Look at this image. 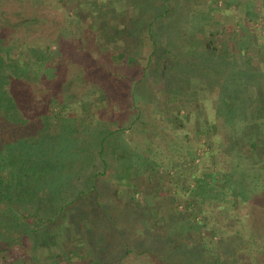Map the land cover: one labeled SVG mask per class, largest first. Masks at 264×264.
Listing matches in <instances>:
<instances>
[{"label":"rangeland","instance_id":"obj_1","mask_svg":"<svg viewBox=\"0 0 264 264\" xmlns=\"http://www.w3.org/2000/svg\"><path fill=\"white\" fill-rule=\"evenodd\" d=\"M65 2L63 6L61 0H0V22L32 18L31 25H20L16 29V36L22 42L38 43L35 56L49 52L46 64L52 66L50 75L42 74L41 77L46 81L58 79L56 82L62 86V91L51 95L53 102L50 104L80 101L70 103L66 110L74 116H71V124L75 130L79 129L76 141L70 143L72 155L62 169L69 167L72 170L66 171L71 175L66 178L68 184H72L69 185V196L77 194L79 186L89 181L88 170L100 168L86 164L98 165L99 140L106 135L102 153L108 164L98 186V197L105 210L98 212L93 206L95 200L87 195V202H79L86 210L85 215L82 216L83 208L70 210L69 227L73 235L79 236L75 239L78 246L67 245L55 226L51 237L55 239L54 244H46V240L33 234L24 245L16 242L7 254L0 252V264H113L95 260V248L88 241L92 234L93 242L102 248L106 240L99 243V236L112 233L109 229L113 227L131 241L132 248L125 255L117 237L107 241L124 255V264H165L167 260L168 264H179L183 254L195 250L193 240L207 243L210 250H219L218 253L223 250V254L197 252L202 261L206 259L199 264H212L216 259L220 264H236L230 255L241 241L237 252L246 254L245 263H249L250 258L256 264H264V250L256 248L257 244L264 245V238L260 236L261 233L264 237V148L257 157H252L240 146V141H246L244 134L242 137L246 123L243 119L248 120L250 111H239L238 100L233 97H236L233 94L236 90L226 93L232 98L235 115L239 112L241 119L231 116L229 123L225 122L218 83L220 86L223 81L233 84L234 79L227 77L233 64L220 66L214 53L206 51L204 46L211 39L217 49L223 47L222 50L252 55L255 64L250 65V70L260 72L264 82V0H173L171 5L177 7V11L166 20L155 14L166 3L169 5L167 0ZM109 2L111 6H108H117L118 11L124 7L125 11L120 14L124 13L128 18V33L142 41L132 63H122L120 59L106 61L97 55L98 47L105 48L113 37L106 40L105 33L96 30L101 18L94 21L95 15H85L92 13V9L104 10ZM183 13H186L185 17ZM153 15L157 21L153 27L156 46L150 54L151 45L145 39L150 33L144 23ZM82 34L86 35L87 41L81 47L77 36ZM242 41L246 44L244 47ZM241 56L235 58L242 61ZM216 65L219 66L217 76L210 72ZM32 66L36 68V65ZM84 71L98 72V77L86 83L81 78ZM107 71L110 74H105ZM208 79L214 81V85ZM262 82L260 92H264ZM38 86L35 91L40 93ZM169 88L180 89L188 99L177 100L169 95ZM248 90L252 96L259 93L255 85ZM240 94L247 96L242 91ZM248 136L258 137L264 147V135ZM149 160L158 163L155 168L161 175L155 186L142 185V189L136 191L133 185L140 181L130 178L132 173L127 180L125 169ZM83 169V176L78 178ZM128 182L130 185H125ZM42 195L40 190L38 196ZM157 200H161L158 205ZM44 201L50 208L51 201ZM174 201L178 204L177 209L172 207ZM189 204L195 209L198 222L187 218ZM8 208L16 212L31 211V208H20L17 203L10 207L0 204V210ZM115 214L117 221L113 219ZM63 221L64 224L68 221L67 216H63ZM112 222L114 226L110 225ZM161 223L163 227H160ZM211 230L214 238L223 237L221 247L209 244ZM161 232L166 240L176 244L180 241L185 247L179 245L178 252L162 243L156 250L157 258L144 252L142 245L158 238ZM184 233L187 241L183 242ZM14 235L16 233L12 231L9 236L13 238ZM249 250L255 256L248 254ZM188 254L193 256V253Z\"/></svg>","mask_w":264,"mask_h":264},{"label":"trees","instance_id":"obj_2","mask_svg":"<svg viewBox=\"0 0 264 264\" xmlns=\"http://www.w3.org/2000/svg\"><path fill=\"white\" fill-rule=\"evenodd\" d=\"M167 1H169V5L166 3V5L162 6L160 12L155 14V16H162L165 18L164 20H166L169 16H172L171 14H174V12L177 11V7L175 8L171 5L173 0ZM65 3V0H61V4L63 6ZM108 5H110V2L106 3L104 10L99 8V12L91 8L93 14L89 13L85 15V17L95 15L93 16L94 21L101 18L97 24L98 26L95 27L96 30L101 34L104 32L105 34L103 35H105L106 40L109 37H113L112 40L107 41V46L103 49H100L98 45L95 44L96 46L94 47H98L99 49L97 51V55H101L103 58H106V61H113L117 59H120L122 63L134 61L142 47V41L128 33V18L124 13L120 14L125 11V9H123L124 7L122 10L118 11L117 6L112 8L110 7L111 5ZM94 12L96 14H94ZM183 15L185 17L186 13H183ZM155 16L153 15L148 22L144 23V25L148 27L147 29L150 33L149 36L145 38L151 45L150 54L155 51L156 46L153 34V27L157 23ZM82 19H84V17H82ZM31 22L32 18H23L20 21L13 22L7 20L6 22H0V204L4 203L10 207V204L17 203L20 208H31V211L29 212H23V210L16 212L15 210H10V208H8L9 210H0V252H2L3 255L7 254L12 245L16 242L24 245L29 236L33 234L39 239L46 240V244H54L55 239H52L51 237H53L52 229L55 226L57 231L63 234L64 242L69 246L76 247V245L78 246L79 244L76 243L77 241L75 239H79V236H75L71 233L69 218L72 217V211L70 210L83 208L82 216L85 215L86 210L83 205L81 206L80 204L81 202H87V195H91L92 199L95 200L93 201V206L98 209V212L105 210L103 203L100 202L98 197L100 191L98 190V186L101 181L100 177L104 174L108 164L102 153V150L105 147L104 142L106 135L101 137L99 140L100 149L98 153V161L96 162L98 165H95L92 162L90 164L85 163L86 165L94 167L99 166L100 168H93L92 171L88 170L87 179L89 181L84 182V184L82 183V185L79 186V192L77 194L69 196L71 192L69 190V185L72 184H68V180L66 178L71 176L69 173L71 169L69 167L63 171L62 169L65 167L66 160L68 161L69 156L72 155L70 153L73 151V145L70 146V143L76 141V135L78 134L76 131L79 129L75 130L71 124L72 117L74 116L66 110H68V105L70 103H80V101L76 100L75 102L50 104V102H53L51 100V95L62 91V86L59 82H56L58 79L49 78L51 80L48 79V81H46L44 77H41L42 74L47 77L50 75L49 70L52 66L49 63L46 64L50 54L48 51H43V53H39L35 56L34 49L38 43L32 45L30 43H26L25 40L22 42L16 36V29L20 27V25H27ZM88 37L90 38L92 36ZM85 38L86 35L84 34L77 36V41L81 47L84 46V42L87 41ZM211 43H213V40L210 39L204 46L207 48L206 51L214 53V56L217 58L216 62L220 66L233 64L230 69L231 73L227 76L228 78L234 79L233 84L223 81L222 86H220L218 83L221 89L220 109L225 113L223 118L226 123H229V117L231 116L232 118L238 117L239 120L241 119L242 115H240L239 112L237 113L239 116L235 115V106L232 101H230L232 98L230 94L226 93L227 91L230 93V90H236L237 92L233 93L236 97H233L235 100H238L239 111L241 110L244 113L250 111L248 120L243 119L246 123L245 128L242 130V137L244 134L246 141H240L239 143L240 146L247 149L246 155L250 153V156L255 157L264 147L258 137L251 138L248 135H264V92L259 91V84L263 81L259 75L262 74L260 72L250 70V65L255 64L252 55L237 54L238 52H231L228 49L222 50L223 47L221 49H217V47ZM241 43L243 47L246 45L244 41ZM216 50L222 51L217 53L215 52ZM37 52L38 51H36V53ZM239 56H241L240 58L242 61L235 58ZM148 64L149 58L147 59V66ZM32 65H36V68ZM158 67L159 66H157V68ZM101 68L104 69L103 67ZM216 68L213 67V70L210 72L216 74L217 76L219 74V66L216 65ZM38 72H40V75H37ZM108 73L110 74L108 71L105 72V74ZM97 77L98 72L89 73L84 71V75L81 78L86 80L87 83L89 79H95ZM208 80L211 84L213 83L212 85H214V81L210 79ZM214 80H216V77ZM40 83H42V85ZM241 84L244 85L243 88H241ZM36 85H40L37 87L41 88L40 93L35 91ZM252 85H255V88L257 87L259 91L258 95L256 94L252 96L250 94V90L248 89ZM231 86H236V88L233 89ZM241 91L243 94L247 93V96H239L242 95L240 94ZM168 92L169 95L172 97L175 96L179 101L188 99V97L184 94L185 92L180 89L169 88ZM260 118L263 120L260 121ZM193 150L195 151L194 148H192V151ZM113 151L115 153L117 150L114 148ZM93 159L95 161L96 158ZM157 164L158 163H156L155 160H149L140 166H127V169H125L126 177H128L127 180H129V176L132 173L133 176L131 175L132 177L130 178H135L140 181V183L136 182V184L133 185L134 190H141L142 185L145 187L155 186L157 179L161 175L160 172L156 171L155 167ZM83 172L84 169L80 172V176H78V178L83 176ZM165 174L167 175V172H165ZM125 185H130V182L125 183ZM40 190L43 192L42 196H38ZM156 194L157 193L154 195ZM44 200L51 201L50 208H48V203ZM157 201H159L157 202V205L161 203V200ZM174 203L175 206L172 205V207L177 209L178 204L176 201H174ZM189 205L190 207L186 212L187 218H190V220H193L194 222H198L196 221L197 214L195 209L191 207V204ZM220 212H222V209ZM63 216H67L68 218V221L65 224ZM113 219L117 221L116 214L113 215ZM113 222L110 224L111 226H114L116 223ZM62 224L65 226L63 231L61 229ZM159 225L160 227H163L162 223ZM109 230L112 231V233L102 235V238L99 236V243L106 240L102 248L93 242L92 234L88 238L89 243L94 246L95 253L97 254L95 260H105L106 262L113 264H124L122 258L126 253L130 252L132 248L131 241L123 238L121 231L120 233L116 231L117 228L113 227ZM12 231L16 233L13 238L9 236ZM87 231L89 232V230ZM260 236L262 239L264 238L261 233ZM112 237H117V239H119L120 248L123 249L124 255L121 254L119 249L112 248L110 242H107L112 241ZM164 237L165 234L161 232L158 238L154 239L150 243L143 244L142 247L145 249L144 252L154 258H157V255H155L156 250L162 243L170 245L178 252L180 250L178 249L179 245L185 247V244L180 241L176 244L172 240H166ZM208 237L209 244L215 243L217 248L221 247L224 243L222 236L214 238V231L212 230L208 234ZM184 241H187L185 233L183 237V242ZM198 241H192L193 245L196 246V248L195 246L193 247L195 250L187 252V248L183 251L184 253L187 252V254H183V260H180L179 264H199L205 262L206 259H203L202 261L199 253L197 252L223 254V250L221 253H218V249V251H213V249L210 250L206 245L207 243L202 242V244L201 241ZM240 243L243 242L241 241ZM240 243L236 244L233 252H231L230 258L232 262L236 261V264H238L237 261H240L242 264H246V254L244 252H237V250L241 248ZM256 248L264 250V245L258 246L257 244ZM114 249L116 250L113 251ZM188 253H193V256ZM247 253L253 254L250 250ZM83 256L84 255H79V257ZM253 256L255 255L253 254ZM59 257H61V255H59ZM198 257L200 258L198 259ZM262 257H264V255ZM239 258L241 260H237ZM249 260L250 262H247V264H256L250 258ZM91 263H93V259H91ZM215 263L220 264L221 262L216 259L212 262V264ZM165 264H168V260Z\"/></svg>","mask_w":264,"mask_h":264}]
</instances>
